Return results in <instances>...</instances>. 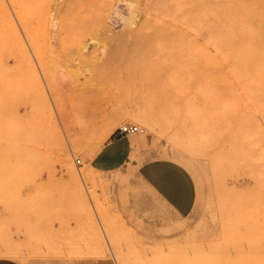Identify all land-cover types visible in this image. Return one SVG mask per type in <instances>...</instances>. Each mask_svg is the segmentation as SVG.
Returning a JSON list of instances; mask_svg holds the SVG:
<instances>
[{
  "label": "rangeland",
  "instance_id": "rangeland-1",
  "mask_svg": "<svg viewBox=\"0 0 264 264\" xmlns=\"http://www.w3.org/2000/svg\"><path fill=\"white\" fill-rule=\"evenodd\" d=\"M136 1L129 27L125 0H39L47 16L63 3L44 64L26 38L16 45L0 25V256L264 264V0H195V60L174 34L132 44L134 33L164 24L155 6L170 4ZM137 108L156 129L131 116ZM125 122L145 128L130 136L147 156L189 158L197 185L189 216L174 215L134 168L89 170L93 150Z\"/></svg>",
  "mask_w": 264,
  "mask_h": 264
},
{
  "label": "bare ground",
  "instance_id": "bare-ground-1",
  "mask_svg": "<svg viewBox=\"0 0 264 264\" xmlns=\"http://www.w3.org/2000/svg\"><path fill=\"white\" fill-rule=\"evenodd\" d=\"M8 1L10 2L11 6L10 4H8ZM125 1L129 10L128 15L125 17V20L129 27H133L136 24L137 22L136 18L138 17V11H139L138 1L136 0H125ZM57 4L60 5L61 1L57 2ZM57 4H55L53 10L50 11V15L47 16L45 15V12L43 13L42 11H40L39 0H0V25L2 31L1 33L5 35L9 41H11L16 45L24 44L25 43L24 38H26V40L30 42V44L33 46L37 62H39L40 64L41 63L44 64L43 60L46 58L44 55L46 53V49L50 51V49L52 48L47 45L48 40L50 39L49 37L46 36L47 30H51L52 32H54L55 28H58V31L61 32V26H60L61 16L59 14L62 12L63 8L62 6L61 7L57 6ZM69 6L70 5L68 4L65 6L66 10L69 8ZM159 6L161 5H157L155 6V8L165 12L164 24L163 25L162 23L161 25L155 24L154 26H152L151 28L152 30L149 33L147 32L143 33L141 30L140 32L134 33L135 42L132 44L139 45V43L150 42L148 38H150L151 41H154L155 39H157L158 41L162 38H168L174 34L176 37L173 38V43H175L176 47H178L180 51L187 50L188 51L187 58H189V60H195V38L193 40L191 39L195 31V0H170L169 5H166L162 8ZM145 12L150 14L149 11L145 10ZM86 42H88V40ZM86 42L81 45L79 51L88 48ZM26 44L29 45L28 43ZM126 47L127 46L125 44L118 45L116 43H113V45H111V48H113V50H119L121 53H123ZM228 51L229 50H227V52ZM82 56L85 57V54L83 52H82ZM85 61L88 64H90L92 58L86 57ZM87 63L85 64L87 65ZM32 68H33V64H32ZM96 71L97 70L95 69V72ZM37 80H38L37 85L39 87L40 80L39 79ZM130 114L137 121L143 123L149 128L156 129L158 126L156 120L150 115V113L145 108L134 109L130 111ZM167 138L169 139V137ZM102 146L103 145H101L100 143L98 145V148L96 150H93L94 155L102 148ZM189 146L191 148V142H188L187 148ZM75 147L78 149L80 147V144H75ZM182 155L181 153L175 154L171 159L180 162L187 168L190 165V161L188 160L189 158L187 157L188 158L187 159L185 158L184 155L183 156ZM66 171H68L69 173L76 174V169L72 162H67ZM79 192H81V190Z\"/></svg>",
  "mask_w": 264,
  "mask_h": 264
},
{
  "label": "crops",
  "instance_id": "crops-1",
  "mask_svg": "<svg viewBox=\"0 0 264 264\" xmlns=\"http://www.w3.org/2000/svg\"><path fill=\"white\" fill-rule=\"evenodd\" d=\"M130 135L114 133L97 154L88 159L89 170L111 176L134 168L139 180L179 218L189 216L197 203L196 181L188 168L169 157H149ZM79 264H104L81 259ZM21 258L0 256V264H24Z\"/></svg>",
  "mask_w": 264,
  "mask_h": 264
},
{
  "label": "built area",
  "instance_id": "built-area-1",
  "mask_svg": "<svg viewBox=\"0 0 264 264\" xmlns=\"http://www.w3.org/2000/svg\"><path fill=\"white\" fill-rule=\"evenodd\" d=\"M118 131L121 135H132L135 133H143L145 128L133 122H125L119 126ZM77 163L81 164V159H77Z\"/></svg>",
  "mask_w": 264,
  "mask_h": 264
}]
</instances>
